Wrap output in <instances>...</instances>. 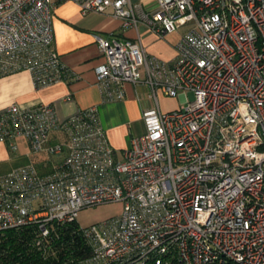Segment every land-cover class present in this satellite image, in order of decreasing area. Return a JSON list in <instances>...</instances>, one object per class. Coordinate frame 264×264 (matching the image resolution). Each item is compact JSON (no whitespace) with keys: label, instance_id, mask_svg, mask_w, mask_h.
I'll list each match as a JSON object with an SVG mask.
<instances>
[{"label":"built area","instance_id":"built-area-1","mask_svg":"<svg viewBox=\"0 0 264 264\" xmlns=\"http://www.w3.org/2000/svg\"><path fill=\"white\" fill-rule=\"evenodd\" d=\"M57 0H0V78L30 74L36 88L73 81L52 49ZM104 13L158 38L187 30L175 58H147L139 39L94 33L106 100L144 83L181 106L141 114L144 133L117 157L90 106L61 119L53 106L0 109V143L34 163L0 175V235L27 230L41 264H264V0H58ZM193 93L188 101L185 92ZM153 98H155L153 94ZM122 203L118 217L82 227L78 213ZM86 246L61 258V229ZM82 249V248H80Z\"/></svg>","mask_w":264,"mask_h":264},{"label":"crops","instance_id":"crops-1","mask_svg":"<svg viewBox=\"0 0 264 264\" xmlns=\"http://www.w3.org/2000/svg\"><path fill=\"white\" fill-rule=\"evenodd\" d=\"M145 11L154 8V0H130ZM52 27L54 40L52 49L59 55L66 68L74 72L78 79L52 84L44 88L33 85L28 72H18L0 78V109L10 104L31 107L39 104L51 105L61 119L76 114L79 110L95 106L98 120L109 145L117 157L129 148L134 136L144 133L141 114L144 110L158 108L165 112L162 103L169 96L161 90L152 89L144 83L147 75L146 67L140 68V82L123 86V97L120 100H106L97 84L96 68L104 64L93 40V34L103 36L114 34L129 40L139 39L147 58H155L164 63H171L175 58V44L187 30L180 27L174 33L158 38L146 26L139 24L137 28H123L122 22L111 15L108 9L104 13H88L82 15L79 6L72 1H56L52 11ZM153 94L156 99L153 98ZM181 101V94L177 95ZM181 103V102H180ZM182 104V103H181ZM12 154V155H11ZM0 143V175L11 169L34 163L39 169H46L41 159L26 156L22 143L16 153H11Z\"/></svg>","mask_w":264,"mask_h":264},{"label":"trees","instance_id":"trees-1","mask_svg":"<svg viewBox=\"0 0 264 264\" xmlns=\"http://www.w3.org/2000/svg\"><path fill=\"white\" fill-rule=\"evenodd\" d=\"M70 227L61 229V258L69 263L77 255L86 251V246L78 237L70 236ZM27 230L8 231L0 235V264H41L26 246ZM82 248V249H80Z\"/></svg>","mask_w":264,"mask_h":264},{"label":"rangeland","instance_id":"rangeland-1","mask_svg":"<svg viewBox=\"0 0 264 264\" xmlns=\"http://www.w3.org/2000/svg\"><path fill=\"white\" fill-rule=\"evenodd\" d=\"M185 96L188 101H191L193 99V93L190 91L185 92ZM180 102L181 101H179L178 96L168 97L167 102L162 103V107L164 108L163 110L167 112L178 108L181 105ZM33 157L37 158L36 156ZM122 208V203H107L83 209L78 213L77 222L82 227L104 222L108 219L118 217L122 212Z\"/></svg>","mask_w":264,"mask_h":264}]
</instances>
